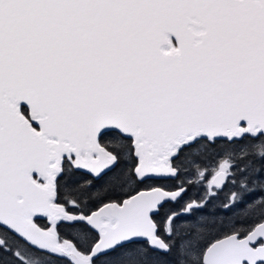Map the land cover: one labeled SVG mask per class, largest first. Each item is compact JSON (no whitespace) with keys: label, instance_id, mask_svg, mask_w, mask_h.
<instances>
[{"label":"snow or ice","instance_id":"1","mask_svg":"<svg viewBox=\"0 0 264 264\" xmlns=\"http://www.w3.org/2000/svg\"><path fill=\"white\" fill-rule=\"evenodd\" d=\"M0 264H264V0H0Z\"/></svg>","mask_w":264,"mask_h":264},{"label":"trees","instance_id":"2","mask_svg":"<svg viewBox=\"0 0 264 264\" xmlns=\"http://www.w3.org/2000/svg\"><path fill=\"white\" fill-rule=\"evenodd\" d=\"M193 194V190L190 188L189 192L187 193L185 199H187L188 196H191Z\"/></svg>","mask_w":264,"mask_h":264}]
</instances>
